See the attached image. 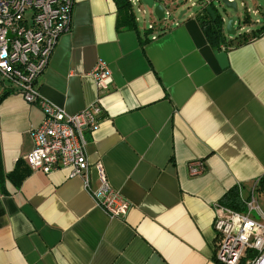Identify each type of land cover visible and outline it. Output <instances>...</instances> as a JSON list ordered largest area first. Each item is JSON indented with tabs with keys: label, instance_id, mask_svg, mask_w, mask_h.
Listing matches in <instances>:
<instances>
[{
	"label": "crops",
	"instance_id": "1",
	"mask_svg": "<svg viewBox=\"0 0 264 264\" xmlns=\"http://www.w3.org/2000/svg\"><path fill=\"white\" fill-rule=\"evenodd\" d=\"M118 13L115 0H75L39 84L68 114L100 98L92 188L101 164L132 206L111 218L68 168L32 170L26 156L43 111L1 88L0 264H221L216 204L236 186L245 199L255 184L264 195V32L229 43L222 68L193 14L151 33L148 19L127 28ZM259 16L250 29L264 25V9ZM98 60L113 73L104 94L92 75ZM197 159L207 167L192 175Z\"/></svg>",
	"mask_w": 264,
	"mask_h": 264
},
{
	"label": "built area",
	"instance_id": "2",
	"mask_svg": "<svg viewBox=\"0 0 264 264\" xmlns=\"http://www.w3.org/2000/svg\"><path fill=\"white\" fill-rule=\"evenodd\" d=\"M128 1L137 23L150 14L146 18L149 20L148 30L162 33L178 22L180 18L174 11L186 0L166 2L162 20L142 0ZM211 1H196L189 7L195 9L191 14L197 17L206 11ZM236 1L244 7V12L236 20L237 33L232 37L251 36L254 29L250 26L255 25L251 15L261 14L264 6L260 0ZM248 1H252V5ZM74 6L75 0H0V85L3 89L22 94L30 104L37 103L43 111L40 126L32 132L34 146L26 156L31 169L50 172L68 168L70 176L83 178L86 189L108 216L121 219L128 214L132 202L120 189L111 185L101 164L97 165L101 184L96 190L92 188L90 177L88 148L91 134L100 129L103 119L100 98L83 110L68 114L64 108L40 94L39 79L49 65L59 38L72 28ZM92 75L100 94L110 90L113 73L105 60H98ZM206 167L201 159L189 163L192 175L203 173ZM256 185L247 199L239 187L244 210L216 204L213 225L215 256L221 264H264V211L256 197ZM254 211L260 218L253 215Z\"/></svg>",
	"mask_w": 264,
	"mask_h": 264
},
{
	"label": "trees",
	"instance_id": "3",
	"mask_svg": "<svg viewBox=\"0 0 264 264\" xmlns=\"http://www.w3.org/2000/svg\"><path fill=\"white\" fill-rule=\"evenodd\" d=\"M115 1L117 3L118 12H119L118 24L127 28L136 29L138 23L136 21L135 14L133 12V9L129 1L128 0H115ZM197 19L200 22L210 44H212L215 48L223 51H226L229 46V43H232L235 39H237V44H241L258 37L264 32V25H263L260 28L253 30V34L251 36L244 38H240L239 36H233L230 39H228L227 35L225 34L224 22L220 16L214 19L210 15V13L206 10L199 13L197 15ZM225 204L227 206H230L238 210H243L245 208L244 202L242 201L240 196V189L238 186H236V188L233 189L228 194V200Z\"/></svg>",
	"mask_w": 264,
	"mask_h": 264
},
{
	"label": "water",
	"instance_id": "4",
	"mask_svg": "<svg viewBox=\"0 0 264 264\" xmlns=\"http://www.w3.org/2000/svg\"><path fill=\"white\" fill-rule=\"evenodd\" d=\"M143 3L150 9L152 10V13L159 19L162 20L164 18V14H165V8H164V4L166 2H174L175 0H142ZM217 0H212L211 4L208 5L206 7V10L210 13V15L215 19L216 17L220 16L224 21H226V32L228 35H235L237 33V29L235 26L236 19L234 16H230V17H225L220 15L217 10L216 7L214 5V3ZM217 2H219L222 6L226 7V8H231L233 9L236 13H240V5L238 4V2L236 0H218ZM260 2L262 3V5L264 6V0H260ZM187 10H183L181 12V14L179 15V18H182L183 14L186 13ZM227 19V20H226ZM215 54L219 60V63L221 65L222 68H225L228 66V55L226 51H220L219 49H217L215 51Z\"/></svg>",
	"mask_w": 264,
	"mask_h": 264
},
{
	"label": "rangeland",
	"instance_id": "5",
	"mask_svg": "<svg viewBox=\"0 0 264 264\" xmlns=\"http://www.w3.org/2000/svg\"><path fill=\"white\" fill-rule=\"evenodd\" d=\"M196 1L198 0H186L185 2L181 3V5H179L175 11H174V14L176 17H179V15L181 14V12L183 10H188L189 12L188 13H191L192 11H194L195 9L194 8H190L192 6V4H194ZM249 5H252V1H248ZM215 7H216V10L217 12L222 15V16H225L226 18L227 17H230V16H234L236 19L238 18V16L244 12V7L243 6H240V13H236L233 9L231 8H226L224 6H222L219 2H215L214 3ZM150 14L146 15L144 17V19L150 17L149 16ZM260 16L259 15H255V14H252L251 15V18L253 19L252 21L254 22V20L256 21L257 18H259ZM143 19V18H142ZM143 19V21H144ZM142 21V20H141ZM257 26V25H256ZM1 84V83H0ZM2 88V86L0 85V89ZM256 197L259 199V203H260V206H261V209L264 211V195H262L261 192H259V190L256 192ZM245 209V208H244ZM243 209V210H244ZM253 215L256 216V218H260V215L254 211L253 212Z\"/></svg>",
	"mask_w": 264,
	"mask_h": 264
}]
</instances>
